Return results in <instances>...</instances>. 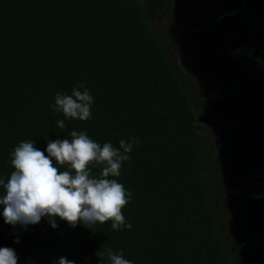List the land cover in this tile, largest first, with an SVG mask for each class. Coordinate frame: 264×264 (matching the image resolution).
<instances>
[{
    "label": "trees",
    "instance_id": "1",
    "mask_svg": "<svg viewBox=\"0 0 264 264\" xmlns=\"http://www.w3.org/2000/svg\"><path fill=\"white\" fill-rule=\"evenodd\" d=\"M169 3L0 0V178L14 171L11 154L22 141H34L45 155L49 140H70L72 131L101 146L140 141L114 177L131 194L122 214L132 227L117 231L108 221L72 228L57 218L53 229L44 218L13 228L0 207V248L14 249L18 264H59L61 257L110 264L109 248L132 264H238L216 203L225 186L215 137L199 126L191 78L167 30L157 27ZM78 82L94 98L87 121L51 107L57 93L71 94ZM99 250L105 254L97 257Z\"/></svg>",
    "mask_w": 264,
    "mask_h": 264
},
{
    "label": "water",
    "instance_id": "2",
    "mask_svg": "<svg viewBox=\"0 0 264 264\" xmlns=\"http://www.w3.org/2000/svg\"><path fill=\"white\" fill-rule=\"evenodd\" d=\"M263 5L264 0H173L172 33L184 66L204 89L203 122L218 146L232 239L245 244L242 264H264V198H254L264 194V74L228 46H256ZM233 11L238 13L220 19Z\"/></svg>",
    "mask_w": 264,
    "mask_h": 264
},
{
    "label": "clouds",
    "instance_id": "3",
    "mask_svg": "<svg viewBox=\"0 0 264 264\" xmlns=\"http://www.w3.org/2000/svg\"><path fill=\"white\" fill-rule=\"evenodd\" d=\"M93 103L94 98L87 88L78 82L71 94L57 93L51 107L67 119L87 121L91 118ZM57 124L61 129L65 127L63 120ZM70 136V140H49L47 155L31 140L22 141L13 150L14 171L7 179L0 178L4 222L13 228L27 229L47 218L55 229L59 218L72 228L83 224L92 230L98 223L111 221L113 230L130 229L132 226L126 224L122 209L131 194L114 177L120 176L123 162L130 159L133 143H139V139L120 140L119 147H114L111 142L101 146L89 138L87 132L72 131ZM56 164L66 165L67 170L60 171ZM90 166L100 169L98 176L92 174ZM104 254L99 250L96 256ZM106 254L110 264H132L124 258L123 252L116 253L109 248ZM18 259L14 249L0 248V264H18ZM59 264L75 262L61 257Z\"/></svg>",
    "mask_w": 264,
    "mask_h": 264
},
{
    "label": "rangeland",
    "instance_id": "4",
    "mask_svg": "<svg viewBox=\"0 0 264 264\" xmlns=\"http://www.w3.org/2000/svg\"><path fill=\"white\" fill-rule=\"evenodd\" d=\"M169 4H170V8H168L167 12H162V14L160 16V20L158 21L157 27L162 32H165V30H167V37L169 39V45L171 47V50H175V48H176L175 51L177 53L178 63L180 64V67L182 68L183 73L191 78V81H192L191 88L195 91L196 97L198 98V100L196 102V107L199 110L198 124H199V126H201V128H203L205 133L208 135V138H210L211 136H214L213 132H212L213 130L211 129V127L209 125H207L206 123L203 122V118L205 116V110L207 107V101L205 98L204 89H203L202 85H200L198 83L197 79L191 74V72H189V70L184 66V63L182 61V57L179 54L177 41H176L175 35L172 33V29L175 27L174 20H173V0H172V3H169ZM169 21H170V23H168ZM216 151H217V155H218V146L216 147ZM217 171L219 174H221L220 164H219ZM221 177H222V175H221ZM213 178L214 179L219 178L217 173L215 172V169H214ZM219 202H220V200L216 199V203L219 204L217 207L221 211L224 219H225V215H226V221L224 223L223 222L221 223V228L224 229V232H225L228 240L230 239L229 251L235 257V260L239 264V260L237 257V255L239 253V249L236 247L235 243H232L233 240H232V235H231V224L229 222V220H231L232 217H231V214L228 216V212H229L228 201H227L226 197L224 196L223 198H221V202L220 203Z\"/></svg>",
    "mask_w": 264,
    "mask_h": 264
},
{
    "label": "flooded vegetation",
    "instance_id": "5",
    "mask_svg": "<svg viewBox=\"0 0 264 264\" xmlns=\"http://www.w3.org/2000/svg\"><path fill=\"white\" fill-rule=\"evenodd\" d=\"M263 9H264V5H263ZM242 10H244V9L242 8ZM258 11H260V10H258ZM236 13H238V12H236V11H233L230 13L226 12L224 15H222L220 17V19L234 16ZM257 21H258V24H257V27L255 28V32L257 34H259V37H258V40L256 42V46H252V47H250V46H239L237 48L228 46V49L231 51L232 55L239 57V58L241 57L242 59L248 61L249 63L254 65L259 72L264 74V39H263L264 35H263V33H261V31H264V17L263 18L258 17ZM198 83L200 85L202 84L199 81H198ZM224 196L225 197L228 196V191L226 188H225V195ZM254 198H256V199L264 198V194L254 196ZM229 215H230V213L228 212V216ZM229 222H230V220H229ZM232 243H235V242L232 241ZM244 246H245V244H241V245L236 244V247L239 249V253L237 255L238 260H239V264H242L240 253H241Z\"/></svg>",
    "mask_w": 264,
    "mask_h": 264
}]
</instances>
